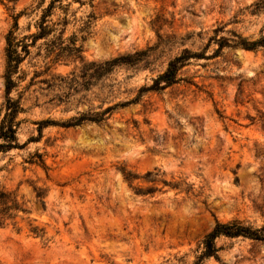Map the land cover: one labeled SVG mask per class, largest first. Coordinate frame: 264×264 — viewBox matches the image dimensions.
Returning <instances> with one entry per match:
<instances>
[{
	"label": "rangeland",
	"instance_id": "rangeland-1",
	"mask_svg": "<svg viewBox=\"0 0 264 264\" xmlns=\"http://www.w3.org/2000/svg\"><path fill=\"white\" fill-rule=\"evenodd\" d=\"M82 1V7L71 4L64 38L78 37L86 61L144 50L157 35L182 38L156 51L146 68L113 74L120 101L151 85L183 49L211 56L217 46L206 45L217 28L226 38L231 32L250 41L264 35L259 0H94V8ZM35 7V0H20L14 12L0 4V122L5 37L13 15L26 8L30 16L19 19L16 36L35 32ZM93 12L90 28L78 32ZM63 16L58 10L53 19ZM31 58L21 65L27 80L10 94L23 108L17 117L23 147L0 153V189L14 192L27 213L0 228V264H194L216 222L264 227V48H224L215 58L193 59L178 83L145 93L107 122L48 126L41 136L37 122L61 123L87 106L57 107L50 102L56 92L43 85L25 90L44 66ZM77 66L59 64L50 74ZM122 169L139 179L129 184ZM148 172H158L155 184L143 179ZM150 187L157 191L136 193ZM35 227L43 236L30 232ZM216 246L217 259L201 264H264L258 241L220 237Z\"/></svg>",
	"mask_w": 264,
	"mask_h": 264
},
{
	"label": "trees",
	"instance_id": "trees-1",
	"mask_svg": "<svg viewBox=\"0 0 264 264\" xmlns=\"http://www.w3.org/2000/svg\"><path fill=\"white\" fill-rule=\"evenodd\" d=\"M20 0H0V4L15 11V6ZM46 0L36 1V7L32 12L40 11L38 19L34 22L35 32L30 33L22 38L16 36L19 29L18 21L22 16H30L26 13L28 8L18 14L13 15V25L9 29L5 37V103L4 114L0 122V153H7L13 149H21L23 145H19L17 131L20 121L17 117L23 112L21 100L10 97V94L17 89L20 84L27 80V74L21 70V65L32 56L31 60H42L44 66L33 71L28 83L24 89L29 90L36 85L46 86V90L56 92L50 102L55 106H69L75 102V107L86 105L87 110L77 112L75 116L61 123L44 120L37 122L38 132L41 136L42 130L48 126L60 125L65 129L75 128L87 123L103 124L107 122L119 109L126 108L132 104H137L142 96L148 92H161L166 88L178 83L180 71L189 64L193 59H211L219 56L224 48H242L247 51H255L258 47L264 48V35L256 41H250L241 37L234 32H231L233 38L220 37L219 33L223 32L222 28H217L213 31L214 35L208 39L206 48L211 44H215L217 48L211 56L197 54L188 49H183L177 56L168 62L164 72L156 76L149 86H143L138 90V95L130 100H116L114 97L116 91V83L112 76L120 68H146L150 65L151 58L154 53L161 47L173 45L179 39L176 35L162 37L157 35L158 42L147 47L144 50L136 51L132 54H122L117 57L104 61H86L83 56V47L79 44V39L76 35L65 39V33L68 26L71 24L68 18V12L73 2L78 3L80 7L85 3L82 0ZM90 1V7L94 8ZM10 6V9H9ZM60 10L64 16L53 19L55 12ZM264 12V0H259V12ZM75 18V14H72ZM88 20L82 22V27L78 32H86L90 28L91 21L95 19V13L88 15ZM31 25L28 30L30 31ZM85 38L81 37L80 41ZM40 42V44H39ZM79 66L75 67L66 75L50 74L53 68L59 64L76 63ZM36 67V65L34 66ZM40 90H45L39 88ZM98 93H93V90ZM78 97V99H76ZM98 102V106L94 103ZM264 128V125H263ZM41 159V156H38ZM40 164L44 166L42 160ZM36 163V162H31ZM124 179L131 184L134 180L139 179L138 176L121 170ZM158 172H148L143 179L148 183H153L157 180ZM164 185L166 182H163ZM170 186V185H169ZM175 189L177 185L170 186ZM157 188L150 187L146 190H138L137 194H153ZM37 198H42L41 194H37ZM27 213L24 204L19 201L14 192L0 189V228H5L9 224L15 226L17 214ZM30 232L36 236H43V230L31 228ZM220 237L225 238H247L258 241L264 245V227L254 229L251 226H246L239 221L228 223L216 222L213 229L207 233L201 241L202 252L194 264H201L209 258L217 259L219 249L216 246V240Z\"/></svg>",
	"mask_w": 264,
	"mask_h": 264
}]
</instances>
